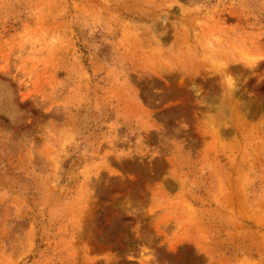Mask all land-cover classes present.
<instances>
[{"label":"rangeland","instance_id":"374dc122","mask_svg":"<svg viewBox=\"0 0 264 264\" xmlns=\"http://www.w3.org/2000/svg\"><path fill=\"white\" fill-rule=\"evenodd\" d=\"M0 264H264V0H0Z\"/></svg>","mask_w":264,"mask_h":264}]
</instances>
